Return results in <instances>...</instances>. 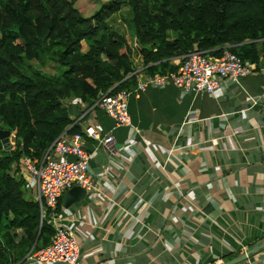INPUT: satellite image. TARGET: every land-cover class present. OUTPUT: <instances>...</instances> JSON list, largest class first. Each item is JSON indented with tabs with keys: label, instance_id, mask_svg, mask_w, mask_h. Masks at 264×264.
<instances>
[{
	"label": "crops",
	"instance_id": "obj_1",
	"mask_svg": "<svg viewBox=\"0 0 264 264\" xmlns=\"http://www.w3.org/2000/svg\"><path fill=\"white\" fill-rule=\"evenodd\" d=\"M246 63L254 71L243 88L226 81L214 95L174 83L130 88L133 126H118L98 107L77 118L82 130L94 125L114 137L99 144L85 135L99 192L66 205L67 190L58 202L83 264L224 263L264 242V61ZM137 72L138 84L148 74L141 64ZM250 96L259 98L254 107ZM23 173L27 196L35 198L37 182ZM13 264L65 263L26 256ZM236 264H264V246Z\"/></svg>",
	"mask_w": 264,
	"mask_h": 264
},
{
	"label": "trees",
	"instance_id": "obj_2",
	"mask_svg": "<svg viewBox=\"0 0 264 264\" xmlns=\"http://www.w3.org/2000/svg\"><path fill=\"white\" fill-rule=\"evenodd\" d=\"M128 5L132 44L108 23ZM196 46L264 61V0H108L90 16L75 0H0V130L16 136L10 150L0 140V264L25 258L55 235L27 196L22 158L39 162L62 133L82 132L77 118L103 93L137 86L139 64L148 75L176 72L181 63L171 58ZM46 58L57 76L33 68L31 61Z\"/></svg>",
	"mask_w": 264,
	"mask_h": 264
},
{
	"label": "built area",
	"instance_id": "obj_3",
	"mask_svg": "<svg viewBox=\"0 0 264 264\" xmlns=\"http://www.w3.org/2000/svg\"><path fill=\"white\" fill-rule=\"evenodd\" d=\"M181 60V66L176 72L147 75L139 80L134 91L139 93L150 87L159 88L174 83L186 93L214 95L226 81L243 88L242 78L254 71L251 64L244 62L229 49H225L221 56L213 55L208 50H193L184 54ZM131 93V89L113 94L103 93L89 108H101L115 119L118 126H133L127 109ZM250 100L251 107H254L259 98L250 96ZM89 110L87 108L78 120H82ZM85 135L99 144L114 141L111 132L103 134L97 126L86 125L82 132L69 137L62 134L56 138L41 161L23 157L20 162V166L37 182L38 191L34 199L39 203L42 220L48 218L55 228V235L49 245L27 255L36 262L83 264L77 235L60 223L57 206L62 194L75 185L87 192H99V181L90 172L91 153L83 146ZM243 250L247 253L248 248L243 246ZM215 264H222V260H215Z\"/></svg>",
	"mask_w": 264,
	"mask_h": 264
},
{
	"label": "rangeland",
	"instance_id": "obj_4",
	"mask_svg": "<svg viewBox=\"0 0 264 264\" xmlns=\"http://www.w3.org/2000/svg\"><path fill=\"white\" fill-rule=\"evenodd\" d=\"M105 1L108 0H75V3L84 15L90 16L94 14ZM133 17L134 14L132 11V7L128 5L125 6L121 11L116 12L111 18L108 19L110 27L114 30L122 32L131 44L133 43L135 36ZM31 64L33 65L34 69L40 70L47 75L57 76L59 74L58 68L49 58H46L44 64H41V62L37 60L31 61ZM10 142L12 145L11 149H13L16 146V136L13 132L10 136ZM21 168L22 170L18 171L20 175L24 171V167ZM26 174L27 176L29 175L28 173H23V175Z\"/></svg>",
	"mask_w": 264,
	"mask_h": 264
},
{
	"label": "water",
	"instance_id": "obj_5",
	"mask_svg": "<svg viewBox=\"0 0 264 264\" xmlns=\"http://www.w3.org/2000/svg\"><path fill=\"white\" fill-rule=\"evenodd\" d=\"M195 51L199 50V48L196 46ZM11 130L9 129H1L0 130V140L3 143V146L5 149L10 150L12 148L11 142H10V136H11ZM87 194V191L82 188L79 185H75L72 188L69 189L66 199V205H69V203L75 201V200H84L85 196ZM264 246V242L256 244L254 247L250 248L247 253H243L238 258H235L233 260L224 262L222 264H236V262L247 259L249 256H251L254 252L258 251L260 248Z\"/></svg>",
	"mask_w": 264,
	"mask_h": 264
}]
</instances>
